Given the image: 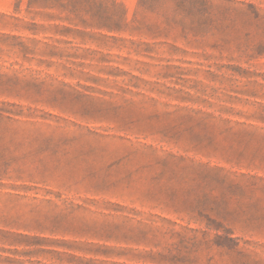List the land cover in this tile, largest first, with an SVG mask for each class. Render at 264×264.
Listing matches in <instances>:
<instances>
[{
    "label": "rangeland",
    "instance_id": "1",
    "mask_svg": "<svg viewBox=\"0 0 264 264\" xmlns=\"http://www.w3.org/2000/svg\"><path fill=\"white\" fill-rule=\"evenodd\" d=\"M0 264H264V0H0Z\"/></svg>",
    "mask_w": 264,
    "mask_h": 264
},
{
    "label": "trees",
    "instance_id": "2",
    "mask_svg": "<svg viewBox=\"0 0 264 264\" xmlns=\"http://www.w3.org/2000/svg\"><path fill=\"white\" fill-rule=\"evenodd\" d=\"M143 0H139V2H142ZM180 1V3H182L183 1H185V0H179Z\"/></svg>",
    "mask_w": 264,
    "mask_h": 264
}]
</instances>
